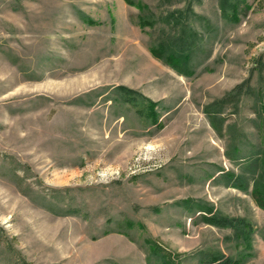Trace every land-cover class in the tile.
Returning <instances> with one entry per match:
<instances>
[{"label": "rangeland", "instance_id": "rangeland-1", "mask_svg": "<svg viewBox=\"0 0 264 264\" xmlns=\"http://www.w3.org/2000/svg\"><path fill=\"white\" fill-rule=\"evenodd\" d=\"M262 157L264 0H0V264H264Z\"/></svg>", "mask_w": 264, "mask_h": 264}, {"label": "trees", "instance_id": "trees-1", "mask_svg": "<svg viewBox=\"0 0 264 264\" xmlns=\"http://www.w3.org/2000/svg\"><path fill=\"white\" fill-rule=\"evenodd\" d=\"M140 24L146 25L150 24L148 18L145 15H142L140 18ZM192 35L184 34L177 35L176 37H170L167 41L159 42L157 45H154L150 48L153 55L163 59L166 63L170 64L179 72H182L186 75L192 74L193 70L191 67V54H192V40L190 39ZM255 169L253 170V193L257 202L264 208V157L256 158L252 163ZM230 178H235L234 173H228ZM239 181H236V185L244 188L248 182L241 181L240 176H236ZM209 208V212H211ZM207 215L205 218L208 222L214 224H223L226 221H222L218 215ZM231 223V221H227ZM233 224V223H232ZM218 264H232L230 259H224L218 261Z\"/></svg>", "mask_w": 264, "mask_h": 264}]
</instances>
